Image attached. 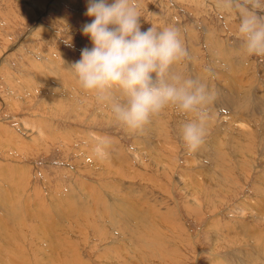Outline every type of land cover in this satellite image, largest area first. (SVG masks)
<instances>
[{
  "label": "rangeland",
  "instance_id": "obj_1",
  "mask_svg": "<svg viewBox=\"0 0 264 264\" xmlns=\"http://www.w3.org/2000/svg\"><path fill=\"white\" fill-rule=\"evenodd\" d=\"M86 3L0 0V220L18 227L12 262L50 264L58 252L57 264H264V57L241 49L238 10L230 0H137L142 30L175 27L188 52L169 82H202L223 109L219 93L239 96L234 87L258 104L236 112L246 130L228 125L234 109L219 111L200 145L213 153L200 157L179 137L191 116L169 107L133 131L81 89L68 69L92 47L80 31ZM38 222L49 234L36 247Z\"/></svg>",
  "mask_w": 264,
  "mask_h": 264
},
{
  "label": "clouds",
  "instance_id": "obj_2",
  "mask_svg": "<svg viewBox=\"0 0 264 264\" xmlns=\"http://www.w3.org/2000/svg\"><path fill=\"white\" fill-rule=\"evenodd\" d=\"M239 12L240 47L248 56L264 57V16L257 13L262 0H230ZM80 31L92 47L68 70L85 93L108 104L114 118L129 130L142 129L152 117L169 107L191 116L178 125L185 149L195 151L206 135L208 104L213 97L204 83L170 81V69L188 56L179 30L151 25L142 30L137 0H87ZM69 47L71 41L63 40ZM118 90L120 98L111 96ZM99 155H103L97 149Z\"/></svg>",
  "mask_w": 264,
  "mask_h": 264
},
{
  "label": "bare ground",
  "instance_id": "obj_3",
  "mask_svg": "<svg viewBox=\"0 0 264 264\" xmlns=\"http://www.w3.org/2000/svg\"><path fill=\"white\" fill-rule=\"evenodd\" d=\"M229 52H230V50H229ZM228 52V53H229ZM220 58V57H219ZM227 59V58H226ZM232 61V60H231ZM233 63V62H232ZM234 64V63H233ZM239 64V63H238ZM70 66H71V64H70ZM234 66H235V64L234 65H230V69L229 70H234L235 68H234ZM219 67V66H218ZM240 68V67H239ZM222 72V71H221ZM225 72V71H224ZM227 73V72H226ZM231 73V75H232V73L233 72H230ZM205 74V73H204ZM221 74V73H220ZM201 75V74H200ZM224 75V74H223ZM231 75L229 76V77H231ZM228 76V75H227ZM227 76H225L224 75V77H226L227 78ZM234 76V75H233ZM222 77V76H221ZM235 77V76H234ZM240 77V76H239ZM240 79V78H239ZM237 80H238V78H237ZM243 80V79H242ZM239 81V80H238ZM229 82H230V79H229ZM234 82H236L235 80H234ZM241 83V82H240ZM239 83V84H240ZM208 84V83H207ZM237 85H238V82H237ZM208 86H210V85H208ZM233 86H235V85H233ZM232 86V87H233ZM63 87H64V85H63ZM232 87H230V88H232ZM238 87V86H237ZM240 87V86H239ZM222 90V89H221ZM234 90H237L238 91V93H239V96L237 95V93L235 94V92L233 91V90H230V92H225V93H219L220 91H218V93H219V98H218V100H221L222 102H224L225 103V107L228 109H223V108H219L218 106H216V105H210V104H215L217 101H213V102H210L209 104H208V106H209V108H211L210 109V112H209V115L210 116H208L207 118H206V121H205V123H206V127L207 126H209V125H214L215 123H216V121H215V118H217L218 117V115H219V111H221L222 109L224 110V111H226L227 112V114L230 112V111H232L233 109L235 110V112H234V114L236 113V112H241V113H243L244 114V110H245V112H247V111H251L252 112V110H249V109H252V108H254L253 106H257L258 104H257V102H255V104H253V106H250V103H252L253 101H250V96H249V92L250 91H246V89L245 90H242L241 91V89L239 90L238 88L236 89L235 87H234ZM227 91V90H226ZM222 92V91H221ZM241 92V93H240ZM251 92H253V87H251ZM221 94V95H220ZM250 95H252V94H250ZM216 96V95H215ZM238 96V97H237ZM214 99H215V97H213ZM217 98V97H216ZM237 98H239L240 100L239 101H242L244 104L240 107V105L239 106H237V104H238V99ZM253 98V97H252ZM251 98V99H252ZM263 100V99H262ZM245 101V102H244ZM259 101V100H258ZM262 102V101H261ZM260 105H264V104H261L260 103ZM240 107V108H239ZM256 108V107H255ZM248 109V110H247ZM262 109H264V108H262ZM233 110V111H234ZM247 110V111H246ZM259 111V110H258ZM176 112V111H175ZM223 112V111H222ZM248 112V113H249ZM250 112V113H251ZM254 112H255V110H254ZM231 113V112H230ZM233 113V112H232ZM230 114V115H232V116H230L231 117V121H228V125L230 126V128L232 127L233 128V125H237L236 126V129L238 128V129H240V130H246L247 128V126L246 125H248L249 123H251V122H249V120L248 119H245V121H246V124H243L242 122H241V119H242V116L240 117L237 113H236V115H234V114ZM263 113V112H262ZM241 115V114H240ZM249 115V114H248ZM254 115H257L256 113H254ZM251 116V115H250ZM189 117V116H188ZM244 117V116H243ZM180 118V117H179ZM183 119V118H182ZM187 119V118H186ZM238 119H240L239 121H238ZM230 120V119H229ZM183 121V120H182ZM244 121V122H245ZM184 122V121H183ZM230 122V123H229ZM264 122V121H263ZM179 123H182V122H180L179 121ZM219 124H220V122H218ZM217 123V124H218ZM239 123H240V125L241 126H245V127H241V126H239ZM225 126V125H224ZM249 126H251V125H249ZM212 126H210V128H211ZM224 127L223 126H220V128L218 127V131L220 132V134L219 135H221L222 134V132H224ZM226 128V127H225ZM246 128V129H245ZM263 130V133H264V125H262V127H261ZM207 129V128H206ZM209 129V128H208ZM222 129V130H221ZM235 129V128H234ZM210 130V129H209ZM227 130V129H226ZM232 131V130H231ZM254 131V130H253ZM218 132V133H219ZM230 132V131H229ZM233 132H234V130H233ZM232 132V133H233ZM225 133V132H224ZM250 133V132H249ZM236 133L234 132V134H232V135H235ZM251 134V133H250ZM223 135V134H222ZM217 136H218V134H217ZM216 136V138H218ZM227 135H225V137H226ZM239 136H241V135H239ZM228 137V136H227ZM234 136H232V138H233ZM237 137H238V135H237ZM236 137V138H237ZM219 138H220V136H219ZM224 138V137H223ZM236 138H235V141H236ZM222 139V138H221ZM228 140H229V138H227ZM231 139V138H230ZM251 139V138H250ZM238 140V139H237ZM230 141V140H229ZM229 141H226V142H229ZM234 141V140H233ZM222 142V141H221ZM223 142H225V141H223ZM232 144H234L233 142H232ZM221 145V144H220ZM219 145V146H220ZM218 146V145H217ZM205 147H207V146H205ZM233 147V146H232ZM214 148V147H213ZM199 152L197 153V156H199L200 155V157H202L203 155H206V156H210L211 155V153H213V152H210L209 150H207V148H205V149H203V146H202V148L199 146ZM197 150V151H198ZM215 150V149H214ZM216 150H217V148H216ZM235 150V149H234ZM232 151V150H231ZM230 151V152H231ZM242 152V151H241ZM236 153V152H235ZM220 154V153H219ZM241 154V153H240ZM245 154H247V153H245ZM223 155V154H222ZM233 155V154H232ZM236 155V154H235ZM234 155V156H235ZM221 157V156H220ZM223 157V156H222ZM236 157V156H235ZM215 157H213V159H214ZM223 158H225V157H223ZM222 158V159H223ZM220 159V158H219ZM218 159V160H219ZM221 159V160H222ZM215 160V159H214ZM226 161V160H225ZM242 161V160H241ZM203 162V161H202ZM205 165V164H204ZM219 165H220V163H219ZM212 166V165H211ZM193 167V166H192ZM206 167H208L207 166V164H206ZM194 168V167H193ZM201 168V167H200ZM200 168H198V169H200ZM224 170V169H223ZM227 172V171H226ZM197 174H200V176L201 175H203V172H201V173H197ZM205 174V173H204ZM196 175V174H195ZM227 175H229V174H227ZM199 176V175H198ZM203 176H205L206 177V174L205 175H203ZM231 176V175H230ZM209 177V176H208ZM199 179V178H198ZM205 179V178H204ZM206 179H207V177H206ZM208 180V179H207ZM197 181V180H196ZM199 181V180H198ZM197 181V182H198ZM218 184V183H217ZM191 194H195L194 193V191H192V193ZM126 200V199H125ZM121 201V200H120ZM130 201V200H129ZM127 202V204H129V202L128 201H126ZM10 203V202H9ZM8 204V203H7ZM124 204H125V202H124ZM126 204V205H127ZM126 205H125V207H126ZM55 206V205H54ZM127 206H129V205H127ZM131 206V205H130ZM122 207H124V206H121V208ZM132 207V206H131ZM55 208H56V206H55ZM7 209V211H8V208H7V205L6 206H3V205H1V210H6ZM122 209H124L125 210V208H122ZM126 209L128 210V207H126ZM132 209V208H131ZM9 210H11V208L9 209ZM59 210V209H58ZM124 210H122V211H124ZM127 210H125V211H127ZM134 210V209H133ZM4 211H2V212H4ZM6 211V212H7ZM131 211V210H130ZM129 211V212H130ZM10 212H12V211H10ZM9 212V213H10ZM27 212H29L28 210H27ZM57 212V211H56ZM129 212H127V213H129ZM5 213V212H4ZM8 213V212H7ZM14 213H15V211H14ZM59 213V211L57 212V214ZM137 213V212H136ZM139 213V212H138ZM142 213V212H141ZM6 214V213H5ZM11 214V213H10ZM15 214H17V213H15ZM26 214H28V215H31L30 214V212L29 213H26ZM114 214V213H113ZM125 214H126V212H125ZM144 214V213H143ZM12 215H13V213H12ZM11 215V216H12ZM129 215V214H128ZM131 215V214H130ZM129 215V216H130ZM2 216V215H1ZM32 216V215H31ZM142 216V215H141ZM133 217V216H132ZM136 217V216H135ZM140 217V216H139ZM14 219V218H13ZM137 219V218H136ZM131 220V219H130ZM138 220V219H137ZM17 222H18V220H17ZM27 222V221H26ZM16 225H17V223H16ZM46 225L47 224H45L44 222H38V223H36V224H34V225H30V226H32L31 227V229H32V231H33V234H34V236H35V239H36V243H35V245H36V247H38L45 239H46V237H47V235L49 234V232H47V229H46ZM17 228L18 227H16L13 223H10L9 222V220H8V217H5V218H3V219H1L0 220V264H16L15 262H12V257H14L15 256V259L17 258V254H18V251H13V248H15V245H16V243H15V241H16V237L18 236V234H17ZM30 229V230H31ZM64 229V228H63ZM26 231V230H25ZM49 231V230H48ZM31 232V231H30ZM51 232V231H50ZM27 233H28V231H27ZM25 234V233H24ZM22 236V235H21ZM259 248H261V247H259ZM263 248V247H262ZM263 250V249H262ZM258 251V250H257ZM260 251H261V249H260ZM56 252H57V250H53L52 251V254H54L55 253V255H56ZM253 253V252H252ZM258 253V252H257ZM59 253L57 252V255H58ZM251 254V253H250ZM56 255V257L55 258H52V260H50L49 262H50V264H57V259H59L60 257H59V255L57 256ZM259 255V254H258ZM49 257H51V256H46V261H48V259H49ZM54 257V256H53ZM251 257V256H250ZM48 258V259H47Z\"/></svg>",
  "mask_w": 264,
  "mask_h": 264
}]
</instances>
